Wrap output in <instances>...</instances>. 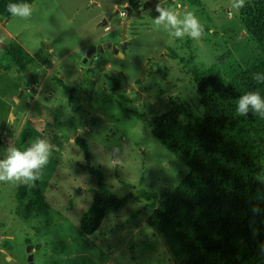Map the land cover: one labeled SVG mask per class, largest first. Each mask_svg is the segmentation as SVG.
Returning <instances> with one entry per match:
<instances>
[{
  "label": "rangeland",
  "instance_id": "rangeland-1",
  "mask_svg": "<svg viewBox=\"0 0 264 264\" xmlns=\"http://www.w3.org/2000/svg\"><path fill=\"white\" fill-rule=\"evenodd\" d=\"M157 3L180 19L193 12L210 30L195 40L171 35L174 29L155 24ZM235 4L36 0L26 19L0 16V61L12 42L36 58L26 73L5 71L0 63V160L9 146L26 150L37 138L52 146L34 184L50 206L44 213L26 219L17 199L23 183L0 182V264H10L8 255L29 264L28 246L35 264H178L170 241L148 223L147 201L137 199L141 191L165 198L189 172L154 136L152 118L169 110L172 100L203 116L194 72L220 63L228 51L243 62L258 58L248 68L264 85V56L245 21L259 4ZM126 6L133 8L129 16ZM108 43L119 53L109 48L80 54ZM78 137L89 147L88 158ZM88 165L102 172L116 196H130L91 235L81 230L98 186ZM262 166L260 179L264 159Z\"/></svg>",
  "mask_w": 264,
  "mask_h": 264
},
{
  "label": "trees",
  "instance_id": "trees-1",
  "mask_svg": "<svg viewBox=\"0 0 264 264\" xmlns=\"http://www.w3.org/2000/svg\"><path fill=\"white\" fill-rule=\"evenodd\" d=\"M35 1L0 0V16H12L9 4L31 5ZM255 1L259 6L245 20L246 28L264 56V0ZM203 29L204 34L210 30L207 25ZM255 61L243 62L228 51L220 63L194 72L203 116L188 104L172 100L169 110L152 118L154 136L189 172L165 198L141 191L137 199L147 201L151 208L148 223L170 241L178 264H264V179H260L264 118L254 114L251 106L245 116L237 113L243 95L259 92L264 99V85L253 79L248 68ZM35 62L18 42L8 44L0 61L5 71L20 73L28 72ZM76 141L88 158L86 141L79 137ZM87 168L98 179L92 204L81 219V230L91 235L108 214L125 206L130 196L119 198L103 182L102 172L90 165ZM17 199L26 219L50 208L36 185L21 184Z\"/></svg>",
  "mask_w": 264,
  "mask_h": 264
},
{
  "label": "clouds",
  "instance_id": "clouds-1",
  "mask_svg": "<svg viewBox=\"0 0 264 264\" xmlns=\"http://www.w3.org/2000/svg\"><path fill=\"white\" fill-rule=\"evenodd\" d=\"M245 0H236L235 7L240 9L244 6ZM8 11L13 16L28 18L31 15V7L28 4H9ZM155 11L159 13L154 18L155 24H166L174 32H170L177 38L187 34L192 39H199L204 34L203 26L193 12H186L183 19L172 10L164 9L159 3L156 4ZM253 79L260 81V77L253 76ZM252 107L253 113H259L264 118V99H261L259 92H250L242 96L239 100L237 113L245 116ZM8 155L4 160H0V182H22L26 185H33L42 178V169L48 163L52 152L50 143L42 138L32 144L26 150H21L14 146L7 149Z\"/></svg>",
  "mask_w": 264,
  "mask_h": 264
},
{
  "label": "water",
  "instance_id": "water-1",
  "mask_svg": "<svg viewBox=\"0 0 264 264\" xmlns=\"http://www.w3.org/2000/svg\"><path fill=\"white\" fill-rule=\"evenodd\" d=\"M126 10L128 11V16H129V15H131V12L133 11V8L130 7V6H126ZM107 23L108 22L106 21L104 23V25H106ZM109 48H113L116 53H119L118 49H115L111 43H108L105 46L94 47L89 52L81 51L80 54H86L87 53V55H91V54H93V53H95L97 51H103L104 49H109ZM120 54H122V53H120ZM32 250H33L32 246H28V253H29L28 261H29V264H35V262H34V254H33ZM7 259L10 262V264H16V262L13 260L12 256L8 255Z\"/></svg>",
  "mask_w": 264,
  "mask_h": 264
},
{
  "label": "flooded vegetation",
  "instance_id": "flooded-vegetation-1",
  "mask_svg": "<svg viewBox=\"0 0 264 264\" xmlns=\"http://www.w3.org/2000/svg\"><path fill=\"white\" fill-rule=\"evenodd\" d=\"M33 251V250H32Z\"/></svg>",
  "mask_w": 264,
  "mask_h": 264
}]
</instances>
